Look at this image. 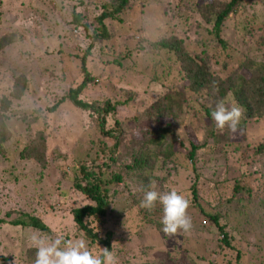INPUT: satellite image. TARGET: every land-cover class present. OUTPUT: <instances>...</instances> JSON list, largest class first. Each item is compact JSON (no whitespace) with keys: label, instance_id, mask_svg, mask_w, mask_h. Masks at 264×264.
Returning a JSON list of instances; mask_svg holds the SVG:
<instances>
[{"label":"rangeland","instance_id":"obj_1","mask_svg":"<svg viewBox=\"0 0 264 264\" xmlns=\"http://www.w3.org/2000/svg\"><path fill=\"white\" fill-rule=\"evenodd\" d=\"M82 1L85 3L84 6L79 5V0L0 2V18L3 20L14 18L11 17L10 6L21 10L18 21L11 24L13 26L11 31L23 33L30 29L31 34L35 31L43 36L40 42H36L35 39L26 40L24 43L26 49L12 45L0 54V106L7 105L6 109L0 107L4 112L0 113V134L2 148L5 151L3 155L0 153V219L5 218L9 211H14L12 215L14 218L17 216L16 212L21 209L30 212L35 210L50 227L51 238L60 236L61 231L71 224L69 209L85 201L82 197L76 198L75 192L72 191L70 203L62 206L54 202L51 208L50 199L47 197L56 196L61 190L69 189L71 186L68 178L73 176L72 174L69 176L72 155L80 157L83 155L81 151L87 149L93 151L96 148L94 143L96 139L92 140L95 128L87 112L75 108L69 102L58 106L53 113L48 111L78 81L80 60L74 57H82L90 48V39L82 29L72 26L70 14L75 9V12L83 14L82 17L86 16L87 22L94 23L100 14L98 8H101V3H97L96 6L91 0ZM102 1L104 4L110 2ZM132 1V7L120 16V20L106 21L108 30L113 35L108 45L115 55L125 57L126 48L144 47L140 55L126 59L125 66L128 60L136 63L133 69L129 68L126 71L123 69L116 77L114 76L115 78L107 77L105 82L109 80L108 83L101 82L103 85L98 93L99 96L101 94L103 96L99 99L106 98L114 104L127 99V103L118 108L115 116L108 118L107 126L112 125L115 118L120 120L136 118L139 114H147L157 109L156 105L167 91L152 80L153 76L160 81L162 77L168 75L169 70H172L168 78L179 77L173 60H169L164 54L161 55L162 59H157L153 53L152 45L158 42L160 35L181 41L182 46L194 56L202 54L206 49L209 50L207 52L209 55L216 53V49L210 48L212 39L206 26L208 24L204 20L200 21L199 15L200 12H205L201 6L209 4L212 0H192L191 4L188 0ZM244 2L245 8H241L225 24L221 32L228 42L229 52L233 54L232 60L227 61L222 56L219 63L213 67L215 74L222 79L231 72L242 74L246 69L239 67L240 63L244 64V58L256 63L264 62V0ZM30 10L33 12H29ZM44 14L48 16L49 22H44L42 17ZM98 49L97 45L92 47L88 58V66L92 68L94 75L101 69V66L97 65L99 59L104 60L101 55L99 57ZM61 51L64 52L63 56L59 53ZM223 65L226 70L222 69ZM95 68H98V71H95ZM87 90L92 93L94 88L89 87ZM129 95L133 101L128 100ZM3 98L6 101H2ZM81 98L86 99V94ZM190 108H184L180 101V105L171 109V113L157 115L159 124L173 133L167 144L175 140L181 149L176 147L177 145H172L175 147L176 155L170 160L166 159L170 152L169 146L158 150L152 149L160 151L162 158L156 163L150 161L144 172L134 174L130 171V190L142 193L141 189L145 187L143 180L149 179L150 184L154 182V190L161 192V181L165 177L169 187L176 191H186L196 177L195 174H198L212 187L218 184L219 186H215L221 192L224 189L225 193H229L227 185L241 173L251 170L253 163L259 164L264 180V158L254 162L255 148L264 143V118L261 121L247 123L238 135L231 134L229 141L225 142L223 153H220L218 147V152L212 153L208 150L213 144L208 137L211 120L203 117L195 107L189 112ZM154 118L150 116L143 123L149 131H153L159 125ZM136 136L141 137L138 132ZM148 138L152 137H146ZM224 138L226 139V136ZM190 143L207 146L195 153L193 160L195 172H191V164L187 160ZM180 153L182 154L177 155ZM21 155L24 157L40 155V159L26 161ZM42 156L44 166L41 162ZM150 167L153 168L150 170ZM171 168L176 174L172 173ZM207 192L201 195V199L199 198L202 206L211 209L212 206L216 207L217 203L223 204L224 199ZM257 204L258 202H253L251 207H256ZM262 212L251 219L252 223L243 233L246 235L241 234L245 240H242L240 234L235 235L236 249L242 253L240 264H264V212ZM132 213L121 216L120 227L114 229L113 247L119 264H177L182 262L185 256L181 252L183 239H187L186 246L189 242L194 245L207 239L209 241L205 240V243L210 242L206 246L207 251L214 248L212 244L214 240L205 234L201 235L200 241L192 238L190 234L183 237L181 232L172 236V241L165 240L155 227L146 224L140 228L136 227V219ZM10 219L11 217H8L6 221ZM231 223L236 225L235 220ZM23 236L19 229L8 224L0 226V264H34L35 249L30 246L29 240L31 234L25 238ZM255 238L259 239V252L252 241ZM248 243L254 244L253 247L249 248ZM90 248L95 249L93 246ZM198 248L200 249V245L196 246L193 256H208ZM31 249L34 251H30ZM234 257L235 252H231L229 257L219 258L218 261L216 259V262L226 264L228 260L235 264ZM196 258V264L214 262L209 257L205 261Z\"/></svg>","mask_w":264,"mask_h":264},{"label":"trees","instance_id":"obj_2","mask_svg":"<svg viewBox=\"0 0 264 264\" xmlns=\"http://www.w3.org/2000/svg\"><path fill=\"white\" fill-rule=\"evenodd\" d=\"M79 1V5H85L82 0ZM244 1L212 0L209 4L201 6L205 12H200V21L204 20L208 24L206 26L209 30V36L212 39L210 48L216 49L214 55H209L207 53L209 50L206 49L202 54L194 56L182 46L183 43L181 41L172 38L168 39L165 35H160L161 37L159 36L158 42L152 45L153 53L157 59H162L161 55L164 54L166 58L173 60L174 65L177 67L179 77H170L169 79L168 77L172 70H169L166 77L164 76L160 79L161 82L158 81L159 78L153 76L152 80L158 82L161 88L167 91L161 97L163 99L156 105L157 107L155 106L157 109L151 110L147 114H139L136 118L123 120L115 118L114 123L110 126H107L108 118L115 116L118 108H122L127 103V99L119 104H114L106 98L99 99L103 96L101 94L102 92H100L101 95L99 96V88H102V83L105 82L107 77H111L112 79L123 69L125 71L129 68L130 70L133 69L136 66L135 62L128 60L126 66L124 63L127 58L140 55L144 51V47H137L136 49L126 48L125 57L115 55L114 51L108 45L113 35L109 32L106 21L120 20V16L130 10L133 1L110 0V2L104 4L102 0H91L96 6L97 3H101V8L99 9L97 7L100 14L95 18V24L87 22L86 16L82 17L83 14L75 12V9L71 11L72 26L82 29L86 33L87 38L91 41L90 48L86 50L82 57H74L80 60L78 81L48 111L53 113L58 106L69 102L75 108L87 112L91 119V124L95 128V135L92 140L96 139L94 141L96 148L93 151L90 149L81 151L83 155L80 157L72 155L69 176L71 174L73 176L68 178L71 186L69 189L61 190L56 196L49 195L47 197L50 199L51 208L53 206L51 204L54 202H58L62 206L70 203L69 200L72 191L75 192L74 195L76 198L82 197L84 199L83 201H85V203L83 202L76 206L71 202L73 205L69 209L70 216L72 217L71 224L61 231L60 236H63L65 239H85L89 248L90 246L95 247V249L90 248L94 253L99 252L100 248H108L114 252V229L120 227L122 223V221L120 222L121 216H128L130 212H133L132 214H134L136 219V227L140 228L146 225L155 227L163 236V239L173 240L171 237L165 236L161 231L163 227L161 224L162 209L159 203L151 211L139 206L143 192L139 193L130 190L129 172L131 171L134 174L144 172L150 161L156 163L162 158L160 151L156 152L152 149H162L167 145L169 146L170 152L166 156V159L170 160L175 157V147L172 145H177V142L175 143V140H172L167 144L169 139L173 137V133L164 129L159 124L158 116H163L170 112L175 106L180 105V101L184 104V108L191 107L189 112L195 107L199 109L203 117L205 116L211 120V130L208 137L211 138L213 144L208 150L212 153L218 152L217 147L220 153H223L225 142L231 134L238 135L242 131L241 129L246 127L247 123L261 121L264 118V62L256 63L248 58H244V64L242 65L240 63L239 69L245 68L246 70L242 74L239 72H231L224 79L217 76L213 69L219 63V59L222 56L227 61L233 59V54L229 52L228 42L223 38L221 32L225 24L241 8H245ZM188 2L191 4L192 0H188ZM10 10L11 17L14 18H6L4 20L0 18V54L12 45L21 46L23 49H26L24 45L26 40L35 39L36 42H40L43 39V36L35 31L31 34L30 29H28V32L25 31L23 33L11 31L13 28L11 24L14 21H18L21 10L19 8L13 9L11 6ZM29 12L32 13L33 10ZM42 17H44V22H49L48 16L44 14ZM95 45L99 48V57L100 55L104 57V60L100 58V61L97 63V65L101 66V69H99L100 72L97 75H94L92 68L88 66V58L90 57L92 47ZM59 53L61 56L64 54L63 51ZM68 57L70 58V56ZM224 65L221 68L226 70ZM97 69L95 68L94 70L96 71ZM108 82L109 80L105 83ZM89 87L94 88L92 93L87 90ZM85 94L87 98L82 99L81 96L83 95L84 97ZM129 99L133 101L130 95L128 97ZM3 100L5 99L3 98ZM221 100L228 107L236 104L242 110L243 114L236 133L230 132L227 127L223 133H220L215 127V122L211 118V112ZM6 106L1 104L0 107L6 109ZM0 113H4L3 110H0ZM150 116H154L156 123L159 124L153 131H149V128L143 124ZM137 132L141 135L140 138L136 136ZM224 136H226V139ZM146 137L152 138L146 139ZM1 140L0 134V153L3 155L5 151L2 148ZM176 147L181 149L179 145ZM206 147L205 145L198 146L194 143L189 144L187 160L191 164V172H195L193 165L195 153L199 149L203 150ZM255 149L254 155L256 159L254 162L261 161L264 158V143H261ZM21 157L25 158L24 160L26 161L40 159V155L37 157H31V155L24 157L21 155ZM41 162L44 166L43 156ZM152 168L150 167V170ZM171 169L172 173L176 174V171L173 168ZM250 169L238 175L227 185L229 193H225L226 190L224 189L221 192L215 186H219L218 184L212 187L209 183H206V179L200 178L198 174H195L196 177L193 178L192 183L186 191H177L183 194L190 202V207L187 211L192 220V229L188 233L181 232L183 237L186 234H190L192 238L200 241L201 235L205 234L211 236L212 240H214L212 242L214 248L207 251L206 246L210 242L205 243V240H209L204 239L203 243L197 244L196 242L194 245L189 242L188 246H186L187 239H183V242L181 241V252L185 256L184 260L182 259V262H178L177 264H196V257L201 261H205L209 257L214 260L213 264H217L216 259L218 261L219 258L229 257L231 252H235V264L241 263L242 253L236 249L235 235L242 234L245 236L246 234L243 233L250 223H252L251 219L256 217L258 213L264 212V180L262 172L259 164L253 163ZM143 181L145 183L143 189L147 190V187L151 186L152 183H149L151 182L149 179H144ZM161 188V193L172 189L167 185V178L165 177L161 181ZM204 192L224 199L223 204L217 203L216 207L212 206L211 209L202 206L200 199ZM253 202H258L256 207H251ZM16 213L17 216L12 218L14 211L7 212L5 218L0 219V226L8 224L19 229L24 235L23 238L34 233L47 236L52 235L51 229L45 223L44 218L42 219L35 210L30 212L21 209ZM8 217H11V219L6 221ZM232 220L236 221V225H231ZM107 225H110V227H107ZM242 235V240H245ZM254 240L252 241L256 244L255 247L259 252V239L255 238ZM197 245H200L201 249L198 248V250L204 251L208 256H193ZM253 245L248 243L249 248L253 247ZM30 251L34 250L31 249ZM226 264H231V262L226 260Z\"/></svg>","mask_w":264,"mask_h":264},{"label":"clouds","instance_id":"obj_3","mask_svg":"<svg viewBox=\"0 0 264 264\" xmlns=\"http://www.w3.org/2000/svg\"><path fill=\"white\" fill-rule=\"evenodd\" d=\"M242 110L236 104L231 107L221 100L211 112L218 132L223 133L227 127L236 133L242 116ZM140 207L151 211L157 203L162 209V232L172 237L179 232L188 233L192 229V220L188 215L189 200L175 189L167 192L154 190V182L144 190ZM30 246L35 249L34 264H119L115 253L108 248H100L99 252L90 250L85 239H65L63 236L51 238L47 235L34 233L29 237Z\"/></svg>","mask_w":264,"mask_h":264}]
</instances>
